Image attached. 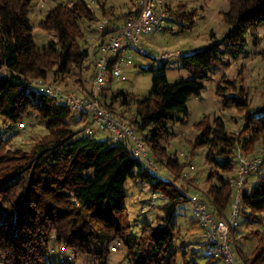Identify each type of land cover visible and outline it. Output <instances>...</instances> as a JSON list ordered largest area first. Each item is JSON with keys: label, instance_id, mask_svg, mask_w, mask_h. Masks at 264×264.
I'll list each match as a JSON object with an SVG mask.
<instances>
[{"label": "trees", "instance_id": "1", "mask_svg": "<svg viewBox=\"0 0 264 264\" xmlns=\"http://www.w3.org/2000/svg\"><path fill=\"white\" fill-rule=\"evenodd\" d=\"M31 6L32 0H0V71L7 70L0 72V126L24 127L36 114L47 123L50 136L33 155L6 152L10 139L0 138V258L4 264H47L49 245L56 236L77 255H92L103 264L109 261L111 245L117 241L126 247L130 264H189L187 244L179 247L182 252L176 248V213L183 204L177 185L145 170L127 142L100 140L85 134L84 129L70 128L69 121L75 116L72 110L34 87V83L44 84L50 74L67 76L85 67L90 54L89 47L84 48L82 43L90 41L84 23L94 20L95 11L83 0L51 10L42 28L55 32L58 43L39 49L30 25ZM222 15L229 34L221 42L211 34L207 48L182 56L183 68L192 78L171 85L166 74L156 75L149 96L135 101V124L106 106L140 134L139 127L151 128L148 142L141 137L152 153L160 148L166 153L160 143L170 134L168 124L177 116L189 115L187 103L201 96L202 81L210 78L209 71L224 57L238 60L247 47L249 34L257 39L258 28L264 25V0H230L229 10ZM123 17L125 21L132 19L133 13ZM118 23H108L104 35L122 24ZM161 64L160 72H164L167 62ZM224 90L219 85L217 96L225 105L247 113L244 132L250 137L245 141L232 137L225 122L218 118L214 127L202 129L197 142L209 148L206 160L210 165L229 173L234 169L232 162L220 163L215 155L236 149L246 154L249 142L255 143L259 135H264V109L258 116L248 113L249 103L242 91L226 96ZM129 104L125 98L123 106ZM129 180L151 185L155 196L159 193L168 200L163 206V225L146 223L139 237L132 235L126 210ZM219 180L220 185L209 190L210 203L204 202L214 216L226 218L236 193V178L225 180L219 176ZM241 201V215L245 209L250 210V217L264 214V175L251 190L243 189ZM207 248L213 251L209 242ZM257 255L253 260L244 259V264H264L263 255Z\"/></svg>", "mask_w": 264, "mask_h": 264}, {"label": "rangeland", "instance_id": "2", "mask_svg": "<svg viewBox=\"0 0 264 264\" xmlns=\"http://www.w3.org/2000/svg\"><path fill=\"white\" fill-rule=\"evenodd\" d=\"M80 0H32L30 25L33 28L35 46L39 49L57 46L58 35L47 32L42 28L49 12L59 5L72 6ZM167 16L158 27L145 35L142 42L145 55L135 54L124 66V75L121 82L116 81L111 71L107 74L102 88L103 101L112 111L124 117L127 122L135 124V101L148 97L153 87V79L161 73L166 74L168 83L174 84L183 79H190L193 75L183 68L182 56L191 55L207 48L211 44V34L221 42L230 32L224 22L223 13L230 8V0H164ZM95 11L92 22L84 23L86 38L90 41L84 48L89 50V58L85 67L74 71L67 76L50 74L44 85H53L55 88L68 94L85 95L91 91L94 75V62L97 56L96 48L101 41L100 26L104 22H124L125 14L136 8V0H83ZM104 8V13L102 12ZM105 14V15H104ZM121 18V20H119ZM106 36L104 35V39ZM248 44L238 60L224 57L222 63L209 71L210 78L202 81L204 91L201 96L192 97L187 103L189 115L177 116L173 123L168 124L169 135L161 141L166 153H152L154 161H158V168L174 184L181 193L182 205L176 213V248L187 244L189 264H226L218 260L213 251L207 248V235L199 223L194 210L193 202L188 197L197 196L202 201L210 203L209 190L212 186H219V176L225 180L237 178L240 162L236 149L230 154L217 153L216 159L221 162L230 160L233 171L223 173L222 170L210 165L206 156L209 148L201 146L197 138L206 126L214 127L216 119L221 118L227 127V132L234 138L245 141L250 133H245L246 112L233 105H225L222 98L217 96L219 85L225 88L226 96L241 93L249 103L248 113L255 116L264 109V25L258 28V37L247 36ZM89 44V46H88ZM224 49V47H222ZM167 56V65L164 72H160L162 57ZM166 62V61H165ZM153 69L154 71H150ZM0 72H7L3 68ZM223 80H227L229 86ZM127 98L128 106H123ZM71 118L70 128L82 131L85 123ZM202 125V126H201ZM139 127V126H138ZM4 140L10 139L6 152L32 154L39 144L46 143L49 138L47 123L39 119L36 114L22 126L1 125ZM145 140H149L151 128L139 127ZM95 136L100 140L113 142L110 135L95 130ZM241 134V136H240ZM149 145V144H148ZM264 151V135H259L255 143L249 142L247 156H255ZM156 158V159H155ZM176 161V162H175ZM156 163V162H155ZM177 163V164H176ZM157 164V163H156ZM256 172V171H255ZM245 177L248 184L244 189L251 190L261 181L264 167L256 173ZM90 174V173H89ZM260 176V177H259ZM176 182H174L173 180ZM128 199L126 210L132 223V235L139 237L144 224L152 226L163 225V206L168 200L157 193L153 197L151 185L138 180H129L126 185ZM186 202V203H185ZM241 215L239 226L232 232V248L240 264L244 259L253 260L257 254L264 259V214L250 217V210L245 209ZM230 210L226 216L229 215ZM190 246V247H189ZM182 252V250H180ZM180 252V254H181ZM128 251L119 241L110 248V258L107 264H130L127 260ZM0 264H4L0 258ZM47 264H103L92 255H77L76 252L61 244L56 236L52 238L47 255Z\"/></svg>", "mask_w": 264, "mask_h": 264}, {"label": "built area", "instance_id": "3", "mask_svg": "<svg viewBox=\"0 0 264 264\" xmlns=\"http://www.w3.org/2000/svg\"><path fill=\"white\" fill-rule=\"evenodd\" d=\"M166 7L164 0H136L132 19L125 21L118 28L105 35V39L104 33L108 22H104L100 26L101 41L97 45L93 84L89 93L85 95L68 94L53 85L39 83H34V87L41 89L44 93L51 95L70 108L77 117L76 119L85 123V134L93 136L96 133L95 130H98L100 133L110 135L113 142H127L134 157L139 160L145 170L171 181L158 168L140 132L124 123L107 109L101 92L110 71L112 77L121 82L125 71L124 66L129 62L131 56L134 53L146 54L142 42L145 40L146 34L164 21L167 16ZM167 58L164 56L161 61L165 62ZM237 156L240 166L235 184L236 193L226 218L214 216L206 203L197 196L189 197L190 201L193 202L195 215L206 231L208 242L213 247L214 256L226 264H240L231 243L232 231L239 226L243 210L241 194L244 189L245 177L250 172L264 166V151L255 156H247L240 149Z\"/></svg>", "mask_w": 264, "mask_h": 264}, {"label": "crops", "instance_id": "4", "mask_svg": "<svg viewBox=\"0 0 264 264\" xmlns=\"http://www.w3.org/2000/svg\"><path fill=\"white\" fill-rule=\"evenodd\" d=\"M133 11V10H132ZM120 24V22L118 23V24H116V25H119ZM166 62H167V60H166Z\"/></svg>", "mask_w": 264, "mask_h": 264}]
</instances>
